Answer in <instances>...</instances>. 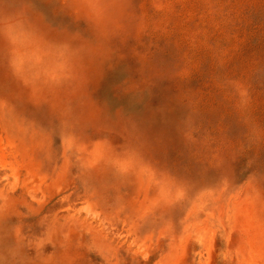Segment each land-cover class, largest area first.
<instances>
[{
	"label": "rangeland",
	"instance_id": "374dc122",
	"mask_svg": "<svg viewBox=\"0 0 264 264\" xmlns=\"http://www.w3.org/2000/svg\"><path fill=\"white\" fill-rule=\"evenodd\" d=\"M0 264H264V0H0Z\"/></svg>",
	"mask_w": 264,
	"mask_h": 264
}]
</instances>
